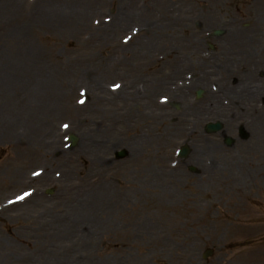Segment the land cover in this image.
Here are the masks:
<instances>
[{"label":"rangeland","instance_id":"374dc122","mask_svg":"<svg viewBox=\"0 0 264 264\" xmlns=\"http://www.w3.org/2000/svg\"><path fill=\"white\" fill-rule=\"evenodd\" d=\"M0 264H264V0H0Z\"/></svg>","mask_w":264,"mask_h":264},{"label":"water","instance_id":"95a60500","mask_svg":"<svg viewBox=\"0 0 264 264\" xmlns=\"http://www.w3.org/2000/svg\"><path fill=\"white\" fill-rule=\"evenodd\" d=\"M202 93H203V90L202 89H200V90H198V92H197V96L198 97H200L201 95H202ZM223 128V125H222V123H220V122H216V123H209L207 126H206V129L209 131V132H217V131H220L221 129ZM71 140H72V142H73V144L75 143V141H76V137L74 136V135H71ZM226 142H227V144H232V142H233V139L232 138H227L226 139ZM188 153H189V148L187 147V146H185V147H183L182 149H181V151H180V156L181 157H186L187 155H188ZM126 155V153L124 152V151H120V152H118V156L119 157H124ZM208 255V253L205 255V256H207Z\"/></svg>","mask_w":264,"mask_h":264},{"label":"bare ground","instance_id":"6f19581e","mask_svg":"<svg viewBox=\"0 0 264 264\" xmlns=\"http://www.w3.org/2000/svg\"><path fill=\"white\" fill-rule=\"evenodd\" d=\"M223 129H224V128H223ZM149 174H150V175H148V176H149V179H150L151 177H153V176H154V175H152V171H151V172H149ZM151 179H152V178H151ZM151 179H150V180H151ZM225 195H227V194H225Z\"/></svg>","mask_w":264,"mask_h":264}]
</instances>
